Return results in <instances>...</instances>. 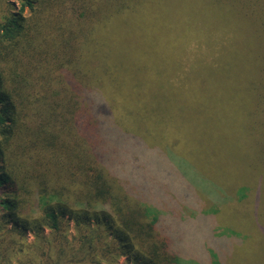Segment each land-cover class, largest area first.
Instances as JSON below:
<instances>
[{
    "label": "trees",
    "instance_id": "trees-1",
    "mask_svg": "<svg viewBox=\"0 0 264 264\" xmlns=\"http://www.w3.org/2000/svg\"><path fill=\"white\" fill-rule=\"evenodd\" d=\"M14 1L0 0L3 251L18 264H264V0H196L220 72L188 97L220 96L223 118L192 113L193 144L160 125L151 85L123 75L111 48L172 0ZM216 124L231 130L214 140L222 175L196 132Z\"/></svg>",
    "mask_w": 264,
    "mask_h": 264
},
{
    "label": "rangeland",
    "instance_id": "rangeland-1",
    "mask_svg": "<svg viewBox=\"0 0 264 264\" xmlns=\"http://www.w3.org/2000/svg\"><path fill=\"white\" fill-rule=\"evenodd\" d=\"M15 2L14 0H11ZM16 3V2H15ZM27 13V11H25ZM206 15L204 8L196 0L169 1L162 3L152 10L150 7L143 13L142 18H137L120 27L116 33L115 46L112 47L118 61L122 64V74L129 80L140 84L151 85L154 90L157 107H160L162 116L160 125L185 133L186 142L193 144V140H187L188 121L192 113H207L211 121L223 118L214 110L221 107L220 96L211 99L196 98L192 102L188 93L200 91L202 82L208 81L207 73L217 76L220 72L218 51L210 50L208 45L216 43L207 32ZM112 38L110 41L111 46ZM186 85L185 88L175 92L176 85ZM211 111V112H210ZM197 133H203L208 140V148L202 157L214 162V167L221 175L232 167L221 155L220 144L214 140L225 136L228 138L231 130L229 126L216 124L209 127H198ZM200 150V149H195ZM204 150V148H203ZM186 172L193 175L198 182L200 190L211 187L212 184L200 173L194 171V165L188 158L181 159ZM225 161L226 163H224ZM230 165V164H229ZM168 194V191H165ZM212 204L205 206L206 210ZM211 209H209L210 211ZM189 211L181 215L183 219L193 215ZM12 226L10 220L2 217L0 213V237ZM72 226V222H70ZM46 232V231H45ZM72 233V229H70ZM27 241L31 240V231L26 232ZM3 246V245H2ZM0 247V264H18V258L14 253ZM237 258H242L241 252L236 253ZM124 257L112 264H125Z\"/></svg>",
    "mask_w": 264,
    "mask_h": 264
}]
</instances>
